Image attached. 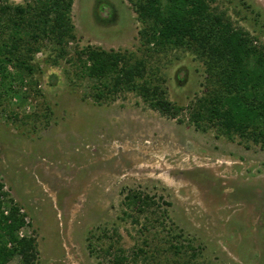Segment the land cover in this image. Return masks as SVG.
I'll return each instance as SVG.
<instances>
[{
	"label": "rangeland",
	"instance_id": "obj_1",
	"mask_svg": "<svg viewBox=\"0 0 264 264\" xmlns=\"http://www.w3.org/2000/svg\"><path fill=\"white\" fill-rule=\"evenodd\" d=\"M137 1L74 0L66 54L45 40L12 97L0 81L5 212L25 216L18 236L36 239L34 264H264V141L194 123L215 83L191 53L142 46ZM211 1L264 45V0ZM88 47L144 59L178 114L132 91L97 100L77 59Z\"/></svg>",
	"mask_w": 264,
	"mask_h": 264
},
{
	"label": "trees",
	"instance_id": "obj_2",
	"mask_svg": "<svg viewBox=\"0 0 264 264\" xmlns=\"http://www.w3.org/2000/svg\"><path fill=\"white\" fill-rule=\"evenodd\" d=\"M32 1L25 6L0 5V81L10 97L15 93L11 83H22L20 71L35 72L31 62L43 41L58 45L63 57L64 47L76 39L70 18L74 0ZM210 3L138 0V15L145 26L142 46L149 52L184 50L202 61L215 85L209 96L198 100L192 113L194 123L199 128L215 124L228 136L259 143L264 141V45L258 37L235 27L226 13H216ZM77 59L82 77L99 86L95 88L97 100L132 91L152 109L171 117L178 114L179 108L166 98L164 80L149 74L144 59L92 47L78 52ZM11 66L17 71L14 75L8 72ZM3 192L0 183V196ZM129 199L133 205L141 202L139 196ZM25 226L20 208L13 206L6 213L0 200V264H9L17 255L22 264L35 263L36 239L18 236Z\"/></svg>",
	"mask_w": 264,
	"mask_h": 264
}]
</instances>
